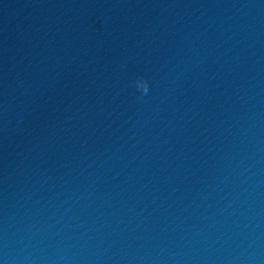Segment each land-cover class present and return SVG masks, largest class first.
I'll return each instance as SVG.
<instances>
[{"label": "clouds", "instance_id": "9594fccd", "mask_svg": "<svg viewBox=\"0 0 264 264\" xmlns=\"http://www.w3.org/2000/svg\"><path fill=\"white\" fill-rule=\"evenodd\" d=\"M135 87L141 93V96L147 95L149 92L148 82L142 77L136 80Z\"/></svg>", "mask_w": 264, "mask_h": 264}]
</instances>
